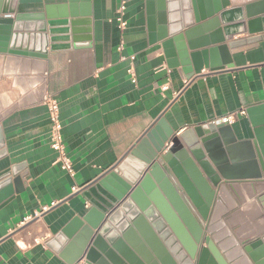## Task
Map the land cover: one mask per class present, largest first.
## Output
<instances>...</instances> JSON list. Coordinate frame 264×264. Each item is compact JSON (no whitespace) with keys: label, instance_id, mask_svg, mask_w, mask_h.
I'll use <instances>...</instances> for the list:
<instances>
[{"label":"crops","instance_id":"1","mask_svg":"<svg viewBox=\"0 0 264 264\" xmlns=\"http://www.w3.org/2000/svg\"><path fill=\"white\" fill-rule=\"evenodd\" d=\"M224 1L229 5L222 11L235 35L225 42L233 45L217 55L216 64L223 68H203L187 80L167 64L164 41L157 39L159 0H17L16 14L27 19H87L91 42L73 44L57 27L46 58L0 54V130L6 150L0 170L14 166L24 174L23 190L0 208V264H67L56 236L94 209L81 190L110 197V190L96 181L116 170L157 120L164 121L162 131L177 135L233 115V122L224 125L237 141H250L256 150L246 111L264 104V38L256 39L264 30L258 32L259 25L250 31L248 21L262 16L257 5L264 0H195V5L205 16ZM171 3L176 4L171 13L182 17V0ZM121 4L123 29L116 21ZM240 16L243 21H237ZM218 29L223 33L221 24ZM209 34L203 30L200 38ZM15 49L28 51L29 45ZM45 96L57 102L71 174L50 149ZM240 111L244 115H237ZM242 154L227 162H247ZM220 216L214 211L209 222Z\"/></svg>","mask_w":264,"mask_h":264},{"label":"water","instance_id":"2","mask_svg":"<svg viewBox=\"0 0 264 264\" xmlns=\"http://www.w3.org/2000/svg\"><path fill=\"white\" fill-rule=\"evenodd\" d=\"M164 1L159 0L157 39L164 41L170 68L180 69L187 80L203 68L222 69L217 55L233 45L225 42L235 35L233 22L222 11L229 4L215 3L213 10L205 16L200 10L199 16L195 0H182L183 15L177 17L171 13L176 8L172 0H166L169 14L164 15ZM16 4L17 0H0V54L46 58L57 27L65 29L73 44L91 42L87 19H27L16 14ZM257 6L262 16L248 25L250 31L261 25V32L264 3ZM203 30L210 34L200 38ZM20 43L29 45L28 51L15 49ZM212 45L219 46L201 50ZM246 114L254 127L256 150L250 141H237L222 123L176 135L161 130L163 120L154 122L120 166L96 181L110 190V197L81 190L94 209L74 218L56 236L65 247L67 264H264V104ZM236 153L247 162L229 164L227 159ZM5 156L0 130V160ZM23 178L14 166L0 170V208L23 190ZM214 211L221 216L210 223Z\"/></svg>","mask_w":264,"mask_h":264},{"label":"built area","instance_id":"3","mask_svg":"<svg viewBox=\"0 0 264 264\" xmlns=\"http://www.w3.org/2000/svg\"><path fill=\"white\" fill-rule=\"evenodd\" d=\"M124 10L125 7L123 4L119 6L116 10V21L119 25L120 29H123L125 26L124 22ZM44 104L48 109L49 123H50V142L49 146L52 151H54L57 155V162L60 164V168L67 173H72V166L69 157L64 152L63 140L61 135V124L59 121L58 114V105L57 102L51 96H45L43 98ZM237 115H244V111H240ZM235 116L229 115L218 122L223 124H231L234 120Z\"/></svg>","mask_w":264,"mask_h":264}]
</instances>
